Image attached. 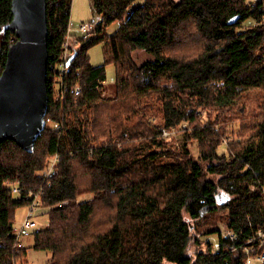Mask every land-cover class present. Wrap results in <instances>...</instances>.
Listing matches in <instances>:
<instances>
[{"label":"trees","instance_id":"trees-1","mask_svg":"<svg viewBox=\"0 0 264 264\" xmlns=\"http://www.w3.org/2000/svg\"><path fill=\"white\" fill-rule=\"evenodd\" d=\"M92 1L97 27L68 38L73 0H47L46 119L62 127L46 126L33 152L0 145V264H31L13 232L29 202L11 182L46 185L49 224L32 236L47 264H246L264 252V0ZM12 17V0H0V72L17 39ZM65 43L76 56L59 93ZM138 49L151 58L138 62ZM173 129L179 143L165 137ZM215 233L216 247L202 238Z\"/></svg>","mask_w":264,"mask_h":264},{"label":"water","instance_id":"water-1","mask_svg":"<svg viewBox=\"0 0 264 264\" xmlns=\"http://www.w3.org/2000/svg\"><path fill=\"white\" fill-rule=\"evenodd\" d=\"M12 14L7 27L17 39L0 72V145L12 139L33 152L46 127L49 105L47 0H12Z\"/></svg>","mask_w":264,"mask_h":264},{"label":"rangeland","instance_id":"rangeland-1","mask_svg":"<svg viewBox=\"0 0 264 264\" xmlns=\"http://www.w3.org/2000/svg\"><path fill=\"white\" fill-rule=\"evenodd\" d=\"M140 1L141 0H138L137 3ZM96 16H97V14H96V11L93 7V1L92 0H73L72 11H71L70 32L73 35H76L78 37L85 35L81 31L80 25L83 22L94 20L96 18ZM254 22H255L254 19H248L247 21L244 22V25L248 26V25L253 24ZM117 27H118V23H114V24L109 26L108 31L110 33H112L116 30ZM103 47H104L103 43H99V44H96L93 47H91V49L89 50L90 61L92 64L98 65V64H102L104 62L105 56H104ZM134 56L138 60V62H140V61L148 58L149 54L144 49H138L134 52ZM48 70H49V64H48ZM106 72H107L106 83H108L106 85V89H107L106 92L110 93L111 88H112L111 84L112 83L114 84L115 78H116L115 65L113 63L108 64L106 67ZM177 132H178L177 129H173L172 131L169 132V134L167 136L165 135V137L169 138V139H173L174 141H176V143H179L180 136H179V134L176 135ZM193 150L195 153H197V149L195 147L193 148ZM46 170L47 169H45L43 173H46ZM41 173H42V171H41ZM45 177H46V175H45ZM44 179L46 180L47 178H44ZM16 183L17 182H15V183L11 182V184H9V185L16 184ZM17 184H19V183H17ZM43 187L40 186L39 189H44ZM35 188H37V187H35ZM35 188L32 187V188L25 189L22 187L23 192L27 191V193L24 192L25 195H28L32 190H35ZM40 193L41 192H37V196H40V202H41L43 191H42V194H40ZM16 196L17 195L15 194V197ZM85 196H89V194H86ZM26 206L28 207L29 203L21 206L17 210L16 223L15 224L20 223L21 220L24 218V216L27 215V213L29 212V209L32 208V205H30L31 207L29 206L28 208ZM46 210H47V208H45L41 204V206L38 209L33 211L34 218L36 219L37 224H38L37 229L38 228H44L48 225L49 216H48ZM220 228H221L223 233H226L229 230V228H227L226 222H224V221H222L220 223ZM202 238L204 240H206V238H209L210 241L212 242L213 246H215V247L218 245V234L217 233L203 235ZM33 243H34V236H32V234L29 236H24L21 238V245H24L28 249L27 250V259L30 261L31 264H47L48 260L51 258V252L48 250H45V249H37V248L32 246ZM29 246H30V248H28ZM203 247H204V245H203ZM193 249L196 250L195 247H193ZM261 263H262V261L254 259L250 264H261Z\"/></svg>","mask_w":264,"mask_h":264},{"label":"built area","instance_id":"built-area-1","mask_svg":"<svg viewBox=\"0 0 264 264\" xmlns=\"http://www.w3.org/2000/svg\"><path fill=\"white\" fill-rule=\"evenodd\" d=\"M102 19L101 15H97L96 18L94 20L91 21H87V22H83L80 25V29L82 31V33L86 34L89 33L91 31H93L96 27L98 22ZM70 27H69V34H68V38L70 37ZM74 37V36H73ZM72 37V38H73ZM77 40V37H76ZM71 52L70 47L66 44L63 53H62V57H61V61L59 62V64L57 65L58 69L60 70V75H59V91L61 92V89L63 88V83H62V76L63 74L66 72V67H67V60L69 58V54ZM55 65H52L51 69L53 70V68H55ZM80 91V87H77V92ZM46 126H50V127H54L55 129L59 130L61 129L62 125L58 122H55L54 120L48 118L46 119ZM164 133L166 135L169 134V131L164 130ZM59 160V155L58 153L53 156V158L50 161V164L46 170V177L50 176L53 172L56 171V164ZM13 188L12 191L13 193H18L19 194V198L22 197V199L25 200H29V206L32 205V208L29 209V212L27 213V215L24 216V218L22 219L21 224L18 227L17 233H15V245L14 247L16 248V246L18 245L19 239L22 236H26L29 235L32 232V229L36 226V219L34 218V214L33 211L38 209L41 204H40V196H37V192H41L42 194V189H35L32 190L28 195H25L23 192V189L21 187V185L19 184H12ZM228 237L230 238H234L235 234L231 231L228 230L226 233ZM259 236L261 237L262 242L264 243V232H260ZM262 243V244H263ZM257 259L260 261H264V252L263 253H258V254H249L248 257L246 258V264H250L252 262V260Z\"/></svg>","mask_w":264,"mask_h":264},{"label":"bare ground","instance_id":"bare-ground-1","mask_svg":"<svg viewBox=\"0 0 264 264\" xmlns=\"http://www.w3.org/2000/svg\"><path fill=\"white\" fill-rule=\"evenodd\" d=\"M263 8H264V7H263ZM261 10H262V8H261ZM258 12H259V11H258ZM263 13H264V12H263ZM261 14H262V13H261ZM259 15H260V14H259ZM262 15H263V14H262ZM254 19H255V18H254ZM261 20H262V19H261ZM255 21H256V20H255ZM248 22H249V21H248ZM259 22H260V21H259ZM262 22H263V20H262ZM253 25H254V24H253ZM251 28H252V27H251ZM65 44H66V43H65ZM68 45H69V44H68ZM69 47H70V45H69ZM71 48H72V47H71ZM73 50H74V49H73ZM73 50H72V51H73ZM73 52H74V51H73ZM73 54H74V53H73ZM105 57H106V56H105ZM149 58H151V57H149ZM104 61H105V60H104ZM106 61H107V59H106ZM104 63H105V62H104ZM106 63H107V62H106ZM102 64H103V63H102ZM54 65H55V64H54ZM105 65H107V64H105ZM87 67H89V66H87ZM87 67H86V68H87ZM103 67H104V65H103ZM103 67H102V68H103ZM105 67H107V66H105ZM103 69H104V68H103ZM116 69H117V68H116ZM58 70H59V69H58ZM105 70H106V69H105ZM101 71H102V70H101ZM103 71H104V70H103ZM103 74H104V73H103ZM115 81H117V80H115ZM105 84H106V83H105ZM107 84H108V83H107ZM107 84H106V85H107ZM112 84H113V83H112ZM112 84H111V87L113 88ZM106 85H104V86H106ZM114 85H115V84H114ZM50 87H51V86H50ZM52 90H53V88H52ZM59 93H61V92H59ZM108 94H109V93H108ZM134 111H135V110H134ZM63 112H64V111H63ZM142 113H143V112H142ZM61 114H62V113H61ZM58 116H59V115H58ZM64 116H65V115H64ZM65 117H66V116H65ZM57 120H58V119H57ZM189 125H190V124H189ZM64 127H65V126H64ZM64 127H63V128H64ZM145 127H146V126H145ZM46 128H47V127H46ZM63 128H62V129H63ZM226 128H227V127H226ZM53 129H55V128H53ZM48 130H51V128H48ZM167 130H168V129H167ZM46 131H47V130H46ZM51 131H52V130H51ZM57 131H58V130H57ZM57 131L55 132V130H53V132H55V133H57ZM61 131H62V130H61ZM170 131H171V130H170ZM183 131H184V130H183ZM183 131H182V132H183ZM185 131H186V130H185ZM58 132H59V131H58ZM178 132H179V131H178ZM153 134H154V133H153ZM170 135H171V134H170ZM182 138H183V137H182ZM225 138H226V137H225ZM11 140H12V139H11ZM186 140H188V139H186ZM231 140H232V139H231ZM231 140H230V141H231ZM144 141H145V140H144ZM150 141H151V140H150ZM188 141H189V140H188ZM14 142H15V141H14ZM138 142H139V141H138ZM182 145H183V144H182ZM184 145H185V144H184ZM184 145H183V146H184ZM54 155H55V154H54ZM50 159H51V158H50ZM58 161H59V160H58ZM47 164H48V163H47ZM57 165H58V164H57ZM57 165H56V166H57ZM56 168H57V167H56ZM46 169H47V165H46ZM56 171H57V170H56ZM43 172H44V170H43ZM42 175H43V174H42ZM44 175H45V173H44ZM51 176H52V175H51ZM51 176H49V177L51 178ZM49 177H48V178H49ZM45 181H47V180H45ZM45 183H47V182H45ZM48 184H49V183H48ZM39 185L41 186V184H39ZM11 186H12V185H11ZM42 186H44V185H42ZM45 186H46V185H45ZM45 186H44V187H45ZM35 187H36V186H35ZM35 187H34V188H35ZM44 187H43V188H44ZM12 188H13V186H12ZM31 188H32V187H31ZM35 189H36V188H35ZM37 189H39V186H38ZM44 190H45V188H44ZM44 192H45V191H44ZM15 194L17 195L16 197L19 198V194H18V193H15ZM15 194H14V195H15ZM40 194H41V193H40ZM43 194H45V193H43ZM43 194H42V195H43ZM42 197H43V196H42ZM84 197H85V196H84ZM19 199H20V198H19ZM42 199H43V198H42ZM25 201H26V200H25ZM25 201H24V202H25ZM28 202H29V200H28ZM25 203H26V202H25ZM40 203L43 204L42 201H41ZM23 205H24V204H23ZM26 207H27V206H26ZM28 207H29V206H28ZM28 207H27V208H28ZM30 207H31V206H30ZM46 211H48V210H46ZM43 212H44V211H43ZM37 214H38V213H37ZM47 214H48V213H47ZM48 216H49V214H48ZM49 219H50V218H49ZM21 222H22V220H21ZM21 222L18 223V224H15V221L13 222V223L15 224V228H13V229H14V231H13L14 233H17L18 227H19V225L21 224ZM48 224H49V222H48ZM37 225H38V224L36 223V226L32 229V232H31L29 235L33 234V232H34L35 230H37ZM13 226H14V225H13ZM47 226H48V225H47ZM39 229H40V228H39ZM13 232H12V233H13ZM12 235H13V234H12ZM29 235H26V236H29ZM256 236H257V235H256ZM22 237H24V236H22ZM22 237H21V238H22ZM13 238H14V236H13ZM21 238L19 239L18 245H17L16 247H18V246H24V245H21ZM256 238L258 239L259 237H256ZM252 240H253V239H252ZM259 241H260V240H259ZM250 242H251V241H249V243H250ZM256 243H257V242H256ZM22 244H23V243H22ZM254 245H255V244H254ZM32 246H33V245H32ZM249 246H250V245H249ZM263 246H264V245H263ZM263 246H262V248H263ZM255 247H256V246H255ZM255 247H254V248H255ZM23 248H24V247H23ZM28 248H30V246H29ZM31 248H32V247H31ZM248 248H249V247H248ZM30 250H31V249H30ZM252 250H254V249H252ZM259 251H261V250H259ZM247 253H248V252H247ZM247 253H246V254H247ZM252 254H254V253H252ZM255 254H256V253H255ZM255 260H257V259H255ZM252 261H253V260H252ZM261 264H262V263H261Z\"/></svg>","mask_w":264,"mask_h":264}]
</instances>
